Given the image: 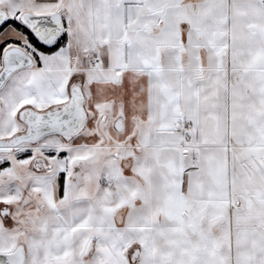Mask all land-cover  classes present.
Returning a JSON list of instances; mask_svg holds the SVG:
<instances>
[{"label":"snow or ice","instance_id":"obj_1","mask_svg":"<svg viewBox=\"0 0 264 264\" xmlns=\"http://www.w3.org/2000/svg\"><path fill=\"white\" fill-rule=\"evenodd\" d=\"M0 264H264V0H0Z\"/></svg>","mask_w":264,"mask_h":264}]
</instances>
